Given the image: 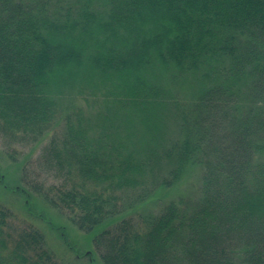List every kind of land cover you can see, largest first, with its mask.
Returning <instances> with one entry per match:
<instances>
[{
    "label": "trees",
    "instance_id": "trees-1",
    "mask_svg": "<svg viewBox=\"0 0 264 264\" xmlns=\"http://www.w3.org/2000/svg\"><path fill=\"white\" fill-rule=\"evenodd\" d=\"M68 91L86 109L62 114L43 148L59 182L34 193L93 233L96 261L264 264V0H0L3 130L42 139ZM8 218L0 264H63Z\"/></svg>",
    "mask_w": 264,
    "mask_h": 264
},
{
    "label": "rangeland",
    "instance_id": "rangeland-1",
    "mask_svg": "<svg viewBox=\"0 0 264 264\" xmlns=\"http://www.w3.org/2000/svg\"><path fill=\"white\" fill-rule=\"evenodd\" d=\"M84 96L85 94H71L68 91L60 98L61 110L53 121L52 130L49 135L40 136L42 139L38 141L29 139L23 133L11 134L3 130L0 124V206L9 214L10 232L17 235L19 231L29 227L39 230L44 235L46 249L55 260L63 264H93L89 257L100 264L92 252L93 233L78 229L65 212L51 206L43 198L36 197L34 190H46L59 182L55 172L48 167L43 148L53 132L56 136L61 135L63 113H67L69 108L76 110L83 106L86 109V104L81 99ZM196 176L195 171H188L176 188L157 187L146 201L134 207L131 217L140 222L145 215L156 212L164 201L187 194L197 179ZM21 177L29 181L31 189L26 182L20 181ZM135 190L137 191H129L124 196L126 202L141 192L140 188Z\"/></svg>",
    "mask_w": 264,
    "mask_h": 264
}]
</instances>
